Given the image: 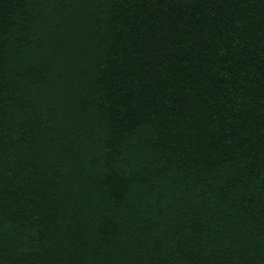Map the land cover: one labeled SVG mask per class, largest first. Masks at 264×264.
I'll list each match as a JSON object with an SVG mask.
<instances>
[{
  "label": "trees",
  "instance_id": "1",
  "mask_svg": "<svg viewBox=\"0 0 264 264\" xmlns=\"http://www.w3.org/2000/svg\"><path fill=\"white\" fill-rule=\"evenodd\" d=\"M0 264H264V0H0Z\"/></svg>",
  "mask_w": 264,
  "mask_h": 264
}]
</instances>
